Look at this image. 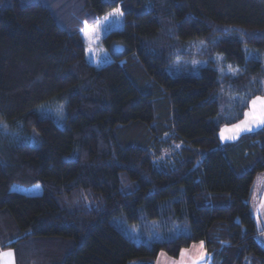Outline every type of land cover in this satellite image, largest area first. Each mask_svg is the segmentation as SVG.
I'll return each instance as SVG.
<instances>
[{
	"label": "trees",
	"instance_id": "trees-1",
	"mask_svg": "<svg viewBox=\"0 0 264 264\" xmlns=\"http://www.w3.org/2000/svg\"><path fill=\"white\" fill-rule=\"evenodd\" d=\"M117 8L93 64L81 31ZM194 56L235 72L189 75ZM225 91L264 95V0H0V252L154 264L203 242L210 264H264V127L222 146ZM148 221L164 239L122 232Z\"/></svg>",
	"mask_w": 264,
	"mask_h": 264
},
{
	"label": "rangeland",
	"instance_id": "rangeland-1",
	"mask_svg": "<svg viewBox=\"0 0 264 264\" xmlns=\"http://www.w3.org/2000/svg\"><path fill=\"white\" fill-rule=\"evenodd\" d=\"M118 14H114L117 13ZM107 17V19H105ZM122 24V14L120 10L114 9L102 18L93 26H85L81 31L83 41L90 47L91 58L93 64L96 63L97 56V43L99 40L106 35L112 29H120ZM95 31H92V30ZM196 52V51H195ZM191 62V68L187 74L197 75L198 70L210 66L208 62H212L213 69L221 73H232L235 70L227 65L220 64L217 60V56L212 58H200L192 57V59L186 60L183 64ZM183 71L181 65L176 67L175 71H169L170 74H178ZM220 95V104L222 111L232 112V119L236 121L232 124H221L218 131V138L220 144L226 145L238 141L242 136L253 134L264 127V123L259 122V114L261 110V100H264L263 96L249 97V93L232 95L225 91ZM255 102V103H254ZM229 106V108H227ZM255 112L257 119H252L251 114ZM250 203L252 210L255 213V221L258 230L264 229V171L260 172L254 180ZM262 199V201H261ZM115 224V223H114ZM144 232L140 234L137 227L134 225H126L122 232L135 244L140 243H151L161 241L165 237L163 229L154 221L145 222ZM168 231V230H167ZM164 233V234H163ZM257 241L264 247V233L262 236H258ZM11 253V255H7ZM185 254V253H184ZM166 256V255H165ZM168 258V257H167ZM14 252L13 250L7 249L0 252V264H15L14 263ZM173 260V259H171ZM190 257L183 255L176 263L170 264H189ZM172 262V261H171ZM156 264H167L162 261H158ZM194 264H203L201 259L195 260Z\"/></svg>",
	"mask_w": 264,
	"mask_h": 264
},
{
	"label": "crops",
	"instance_id": "crops-1",
	"mask_svg": "<svg viewBox=\"0 0 264 264\" xmlns=\"http://www.w3.org/2000/svg\"><path fill=\"white\" fill-rule=\"evenodd\" d=\"M261 201H262V199H261ZM250 209H251V212H252V214L254 216V219H255V213L252 210L251 203H250ZM255 223H256V221H255ZM261 231H264V229H261ZM260 236H262V234H260ZM183 255H187V257L188 256L190 257L189 264H194L195 260L201 259L202 256H205L206 257V259L202 260L203 261V264H210L209 263V258L207 256V253H206V251L204 249V246L201 247V243L191 245L189 248H187L185 250H182L180 252L179 257L177 259L171 260V258H169V257L167 258V256H165L164 254H160L157 257V259H156V261H155L154 264H156L159 260L162 261V262H165L167 264L176 263L180 258H182Z\"/></svg>",
	"mask_w": 264,
	"mask_h": 264
},
{
	"label": "snow or ice",
	"instance_id": "snow-or-ice-1",
	"mask_svg": "<svg viewBox=\"0 0 264 264\" xmlns=\"http://www.w3.org/2000/svg\"><path fill=\"white\" fill-rule=\"evenodd\" d=\"M114 14H118V12L117 13H114ZM105 19H107V17H105ZM92 31H95V30L93 29ZM260 103H261V110H260V114H259V118L258 119H259V122L260 123H264V100H261ZM251 117L254 120L257 119L255 112H253L251 114ZM201 247H203V242H201ZM7 255H11V253H8ZM204 259H206V257L205 256H202L201 257V260H204Z\"/></svg>",
	"mask_w": 264,
	"mask_h": 264
}]
</instances>
